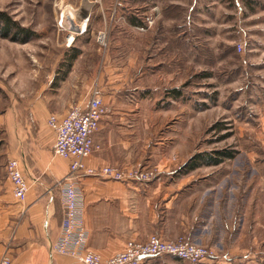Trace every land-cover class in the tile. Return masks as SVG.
I'll list each match as a JSON object with an SVG mask.
<instances>
[{
    "label": "rangeland",
    "instance_id": "rangeland-1",
    "mask_svg": "<svg viewBox=\"0 0 264 264\" xmlns=\"http://www.w3.org/2000/svg\"><path fill=\"white\" fill-rule=\"evenodd\" d=\"M222 1L211 10L213 16L205 17L208 31L193 30V23H188L195 19L183 8L174 20L184 27L172 34L162 30L173 27L160 26V0H149L146 15L155 9L154 21L143 31L123 27V17L118 18L120 29H113L112 0H0V11L33 32L25 43L0 37V178L8 159H18L21 165L19 142L34 135L29 111L35 98H44L47 87L81 82L85 101L95 91L102 102L108 96L110 101L145 107L141 114L149 121L147 136L160 139V160H171L169 171L182 170L200 152L232 154L218 165L200 164L175 177L182 186L191 185L182 194L207 196L206 202L214 206L215 212L206 204L198 211L204 225L215 232L214 245L192 241L184 232L155 236L166 241L184 238L213 250L214 257L201 264H264V127L258 119L253 66L246 60L254 53L237 34L241 21L235 0ZM66 4L74 7V22L88 18L86 31L75 35L70 45L72 30L57 25L59 12L71 11ZM252 10L245 6L243 12L247 16ZM100 32L105 34L104 45L97 38ZM239 41L244 42L241 52L235 47ZM72 49L79 54L58 82L60 63L68 60ZM173 87L181 89L178 99L164 95ZM129 170L155 174L142 165ZM187 209L186 205L185 213ZM154 263L190 264L168 255L156 257Z\"/></svg>",
    "mask_w": 264,
    "mask_h": 264
},
{
    "label": "crops",
    "instance_id": "crops-1",
    "mask_svg": "<svg viewBox=\"0 0 264 264\" xmlns=\"http://www.w3.org/2000/svg\"><path fill=\"white\" fill-rule=\"evenodd\" d=\"M260 1L234 2L238 23L241 21L237 34L247 43L248 52L254 53L246 60L253 66L258 119L264 127V3L261 4ZM221 2L223 1L160 0V26L173 27L172 30L162 31L175 34L184 27L183 22L179 24L174 20L183 8L195 19L188 23H193V30L203 27L204 32L208 31L205 17L213 16L211 10ZM255 4L262 6L256 7ZM245 6L250 10L253 7L251 14L247 16L243 12ZM174 7L176 8L172 9ZM115 20L118 22L117 18ZM193 35L196 36L195 33ZM112 79L108 78L109 81ZM101 81L102 75L98 84L101 85ZM83 84L80 82L67 87L62 83L59 89L47 87L44 98L38 95L30 105L29 115L34 120V135L19 142V160L25 168L29 185L23 202H18L13 197L5 166L2 169L0 257L7 251L11 264H83L50 250L59 236L63 218L59 189L55 184L68 173L69 160L53 154L55 133L46 123L49 114L63 117L73 104L86 103ZM106 97L108 96H103L106 110L98 130L93 134V140L100 149L85 159V166L96 170L111 166L127 171L136 165H142L154 169L155 174L151 180L144 182L115 180L100 174L80 175L78 185L83 193L87 248L107 259L123 250L129 240L142 242L152 234L175 237L182 232L192 241L202 240L213 246L215 232L204 225L205 219L198 216V211L205 204L208 210H213L214 206L209 204L207 196L191 192L182 194L186 189L190 190L191 185L182 186L179 178L175 179L182 170L178 168L173 171L175 174L169 171L171 160L167 156L160 160V139L147 136L149 121L141 114L145 107L117 103ZM186 205L188 212L185 213ZM208 222L211 223L209 220ZM206 233L208 238H205ZM155 259L156 257L145 259L142 264H156Z\"/></svg>",
    "mask_w": 264,
    "mask_h": 264
},
{
    "label": "built area",
    "instance_id": "built-area-1",
    "mask_svg": "<svg viewBox=\"0 0 264 264\" xmlns=\"http://www.w3.org/2000/svg\"><path fill=\"white\" fill-rule=\"evenodd\" d=\"M66 6L70 7L71 11L68 14L59 12L57 25L62 30H72L67 38V45H70L75 35L86 31L88 18L82 16L81 21L74 22V7L72 4H66ZM154 10L152 9V12L146 15V25L135 26L137 30H146L153 23ZM82 21H86L84 27L81 25ZM97 38L100 44H105L104 33L100 32ZM235 47L238 52L243 51L244 42L239 41ZM104 111L101 97L93 91L84 105L71 106L65 116L58 117L51 113L47 117L46 123L55 133L53 153L69 160L68 173L55 184V187L59 189L63 218L60 223L59 236L50 248L51 252L74 258L83 264H142L145 259L163 255L179 258L190 264H201L206 258L214 257L213 250H208L184 238L166 241L154 234L142 242L127 241L123 250L107 259H103L100 254L87 248L88 233L83 222V193L78 185L80 175L100 174L115 180L132 179L141 182L154 177L152 171H123L111 166L96 170L85 166V159L100 149V146L93 140V134L99 128ZM5 169L12 185L13 197L18 202H23L28 185L20 162L15 158L8 159ZM0 264H11V257L7 251L0 257Z\"/></svg>",
    "mask_w": 264,
    "mask_h": 264
},
{
    "label": "trees",
    "instance_id": "trees-1",
    "mask_svg": "<svg viewBox=\"0 0 264 264\" xmlns=\"http://www.w3.org/2000/svg\"><path fill=\"white\" fill-rule=\"evenodd\" d=\"M116 1V4H115ZM143 2L141 6H138V3ZM112 0L111 7L114 6V17L117 19L119 17H123L125 20V25L130 26H144L146 13L149 9L148 3L149 0ZM118 2V3H117ZM122 3H125L122 4ZM110 14L112 13V8ZM176 7L172 8L175 9ZM170 9V8H168ZM167 10V9H166ZM116 11V12H115ZM116 18H114L113 29H120L119 21L116 22ZM33 36V32L30 31L29 28L23 27L18 24L15 20L11 18L7 13L0 11V37L9 39L10 41L25 43L30 40V37ZM79 50L72 49L68 60H65L60 63L58 76H56V81L63 80L67 74V71L72 65L73 60L78 56ZM62 67V68H61ZM64 70H61V69ZM58 81V82H59ZM56 83V82H55ZM164 95H168V97L178 99L182 96L181 89L178 87H173L167 89ZM231 158L232 154L223 152V151H215V152H200L193 155L182 167V170H189L195 167H198L200 164L204 165H218L223 159Z\"/></svg>",
    "mask_w": 264,
    "mask_h": 264
},
{
    "label": "bare ground",
    "instance_id": "bare-ground-1",
    "mask_svg": "<svg viewBox=\"0 0 264 264\" xmlns=\"http://www.w3.org/2000/svg\"><path fill=\"white\" fill-rule=\"evenodd\" d=\"M86 24V21H82L81 25L84 27ZM81 28V27H80ZM70 40V39H69Z\"/></svg>",
    "mask_w": 264,
    "mask_h": 264
}]
</instances>
